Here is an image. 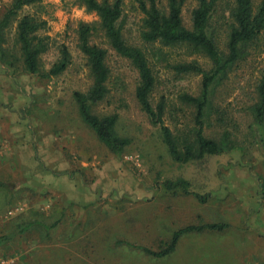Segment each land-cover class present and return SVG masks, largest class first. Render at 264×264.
<instances>
[{"label": "rangeland", "instance_id": "374dc122", "mask_svg": "<svg viewBox=\"0 0 264 264\" xmlns=\"http://www.w3.org/2000/svg\"><path fill=\"white\" fill-rule=\"evenodd\" d=\"M11 1L0 0V18ZM193 6L188 0L183 9L186 27ZM81 10L83 15L77 16ZM20 14L46 23L41 34L49 50L40 56L41 73L58 60L61 46L67 48L71 63L55 77L28 74L15 46V23L6 34L5 47H12L15 60L12 68L0 64V258L10 264H228V235L236 237L244 230V236L255 241L264 236L257 226L264 225V149L253 140L247 110L264 70V36L218 86L213 101L217 106L206 115L205 136L219 141L229 130L235 148L179 164L170 158L159 127L134 97L135 71L98 32L91 43L107 51L110 76L106 97L92 107L93 113L116 114L115 131L129 145L121 154H112L81 118L73 93H86L92 77L76 46L77 29L96 23L95 13L77 0H43ZM218 15L223 24L226 9L220 8ZM139 19L131 0H125L124 34L131 43H140ZM220 30L221 40L224 28ZM145 49L156 80L152 102L164 99V123L182 144L191 136L194 108L178 97L198 96L201 77H177L172 66L197 59L209 67L208 61L178 48ZM222 113L226 125L217 119ZM53 143L69 169L56 164L60 158L53 156ZM178 180L189 183L191 194L163 188L165 181ZM193 194L205 201L200 203ZM37 220L58 224L48 234L36 226L18 233L19 226ZM213 223L227 227L183 234L165 257L140 249L158 251L175 231ZM255 241L245 246L255 248ZM236 246L233 264L246 257Z\"/></svg>", "mask_w": 264, "mask_h": 264}, {"label": "trees", "instance_id": "16d2710c", "mask_svg": "<svg viewBox=\"0 0 264 264\" xmlns=\"http://www.w3.org/2000/svg\"><path fill=\"white\" fill-rule=\"evenodd\" d=\"M188 0H131L133 9L140 14L139 44L131 43L124 34L125 0H77L78 5L86 11L93 12L98 21L92 25L77 29V48L86 60L92 77V85L86 93L74 92L73 97L84 123L95 133L112 154H121L129 145L127 138L117 135L115 125L117 115L100 117L93 113V106L102 101L108 92L107 82L110 69L107 65V51L91 43V37L101 33L104 41L122 59L129 62L137 76L134 97L141 110L149 117L151 123L159 127L164 145L170 158L179 164L204 158L206 155H218L235 148L231 132L225 130L219 141L205 136L204 128L209 125L207 113L213 110L215 92L218 86L240 64L247 60L249 50L257 47L264 36V0H193L190 10V25L183 21V9ZM43 0H12L0 18V64L14 67L12 47H5L6 34L15 23V46L19 53L23 71L38 75L41 78L55 77L64 72L71 63V56L65 46L59 49L58 60L47 72L41 73L40 56L49 50L46 37L41 34L45 29V21L31 14H20L25 8L41 4ZM225 8L227 18L219 24L218 10ZM221 28H224L223 39L220 40ZM158 45L159 48H178L208 61L209 67L201 65L197 59L178 62L172 66L177 77L187 74L199 75L200 93L198 96L183 94L178 97L181 104L194 108L191 135L179 144L177 137L164 123V99L154 104L152 95L155 89V75L147 56L145 46ZM14 46V45H13ZM18 59V58H17ZM253 102L247 110L252 117L253 140L264 149V70L257 78L251 93ZM224 122L223 113L217 117ZM229 124V119H228ZM256 133V134H255ZM1 185V183H0ZM163 188L168 191L180 190L189 192V183L185 180L177 182L165 181ZM200 203L205 200L193 194ZM58 224V221L46 223L42 220L28 222L19 226L22 234L29 228L40 227L46 234ZM226 224H204L186 226L175 231L169 242L158 251L140 248L144 253L162 258L172 253L179 238L186 233L203 231H223Z\"/></svg>", "mask_w": 264, "mask_h": 264}, {"label": "crops", "instance_id": "0c3cea01", "mask_svg": "<svg viewBox=\"0 0 264 264\" xmlns=\"http://www.w3.org/2000/svg\"><path fill=\"white\" fill-rule=\"evenodd\" d=\"M6 79H8V78H6ZM5 83H7V82L5 81ZM0 84H1V82H0ZM52 146H54V143L52 144ZM55 148H57V150L53 152V156L55 158H57V157L60 158V159H58L56 164L63 170L69 169V165L67 164L68 162L65 159L64 160L61 159L62 155L59 153L60 152V150L58 149L59 147L56 145ZM40 170H42V169H40ZM37 171H38L37 172L38 174H47V172H45V171H39L38 169H37ZM48 174H53V173L49 172ZM257 226H261L263 228L261 233H264V225H261L259 222H257ZM248 231H251V230H248ZM238 232L240 233L238 235L239 237L238 236L234 237V236L228 235V264H233L234 256H236V254L238 253L237 251L235 252V250H234V247L236 245H233V239H234V242H236V244H237L236 247L239 248L242 253L246 254V257L244 258V260L239 264H264V236H261L262 238L257 237V239L255 241L254 239L252 240L249 236H244V230L243 231L241 230ZM262 235H264V234H262ZM253 241H255V248H254V246H250V245L245 246V243L253 244ZM242 248H243V251H242ZM250 250H251V252H250Z\"/></svg>", "mask_w": 264, "mask_h": 264}, {"label": "built area", "instance_id": "2783aa9c", "mask_svg": "<svg viewBox=\"0 0 264 264\" xmlns=\"http://www.w3.org/2000/svg\"><path fill=\"white\" fill-rule=\"evenodd\" d=\"M0 264H10V262L5 258H0Z\"/></svg>", "mask_w": 264, "mask_h": 264}, {"label": "clouds", "instance_id": "9594fccd", "mask_svg": "<svg viewBox=\"0 0 264 264\" xmlns=\"http://www.w3.org/2000/svg\"><path fill=\"white\" fill-rule=\"evenodd\" d=\"M76 15H77V16H81V15H83V10H81L80 12H77ZM85 19H88V17H85Z\"/></svg>", "mask_w": 264, "mask_h": 264}]
</instances>
